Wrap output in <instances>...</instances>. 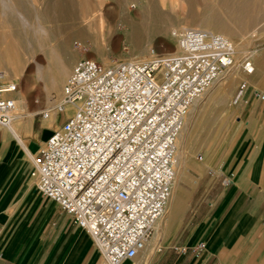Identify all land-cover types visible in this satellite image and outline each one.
I'll list each match as a JSON object with an SVG mask.
<instances>
[{
	"label": "built area",
	"instance_id": "2783aa9c",
	"mask_svg": "<svg viewBox=\"0 0 264 264\" xmlns=\"http://www.w3.org/2000/svg\"><path fill=\"white\" fill-rule=\"evenodd\" d=\"M173 36L174 55L78 59L61 96L40 112L65 120L33 155L30 176L89 234L100 264L133 262L150 241L173 194L178 140L194 103L223 74L254 70L250 53L240 60L236 42L220 32L187 27ZM250 86L240 80L234 104ZM18 90V82L0 80V127L17 137ZM253 95L264 101L263 91Z\"/></svg>",
	"mask_w": 264,
	"mask_h": 264
},
{
	"label": "rangeland",
	"instance_id": "374dc122",
	"mask_svg": "<svg viewBox=\"0 0 264 264\" xmlns=\"http://www.w3.org/2000/svg\"><path fill=\"white\" fill-rule=\"evenodd\" d=\"M17 1L19 4L12 5L10 0H0V33L14 34L15 30L27 28L29 31L30 29L31 31H48L51 34V40L45 48L36 42L35 47L26 49L21 43L19 45L16 42L12 47L14 58L18 62L15 70L13 63L8 60L3 61L4 66L0 65L7 67L10 71V74L4 77V82L19 83V90L15 94L20 102V117L13 124L17 134H22L17 124L26 120L31 121L30 124L36 121V134L38 131L40 135L43 133L38 123L41 120L40 112L61 96L65 80L73 64L80 58L90 57L108 64L127 61L130 57L148 59L154 54L167 56L176 52L178 47L173 30L187 27L209 29L231 37L240 44L239 47L244 54L250 53L256 70L258 68L256 51L258 47L264 46V0H155L158 7L156 13L149 7L152 0H73L74 3L70 2V4L72 3L76 8L77 15L69 19L63 18L59 13V10H62L59 8L62 6H59L58 2L62 0ZM53 3L56 4L54 8ZM147 8L150 13L146 15ZM25 12H28V19L22 16ZM12 15H14L13 19ZM122 16L128 17L130 21H122ZM136 16L141 17L143 27L134 36L131 19H140ZM19 17L22 19H18ZM22 20L28 23L26 27L22 25ZM137 25L140 24L137 23ZM103 27L106 29L107 40L110 43L106 52L99 50L95 40L89 35L67 38L68 33L73 30L99 33ZM114 34L117 35L114 37ZM77 42H81L82 46H78ZM6 50L9 48L0 41V55H5ZM56 67H60L64 72V79L60 82L56 79ZM252 75L249 77L250 84H253ZM242 78L236 79L231 86L232 89L224 90L225 97H230V100L224 104L222 114L215 119L213 125L209 124L210 120L205 123L203 116H216V109H211L208 105L203 112L200 105L192 106L190 111L194 113L189 112L186 122L193 123L199 118L197 128L202 133L210 131L209 142L201 148L194 146L190 151V164L186 169L190 172L191 178L180 182L183 188L182 193L186 196L185 208L170 225L169 213H167L161 220L166 225L165 232L163 230L157 232L155 229L150 241L158 236V239L162 241L161 245L176 240L181 222L188 217L189 213L186 215V210L194 207L195 201L202 196L205 184L208 181L212 182L213 179L229 183L233 179L232 173L249 158V152H242L240 146L244 134L249 130L250 124L246 121L251 119L248 114L242 112V103L236 105L232 101ZM64 118L63 113L60 120ZM47 120L52 121L53 118ZM50 125L54 128L56 123L53 122ZM49 133L50 130L46 129L43 139L39 140L40 146ZM40 146L32 144L30 149L37 152ZM193 178H199L196 185L193 184ZM204 196L201 200H204ZM124 264H130V261Z\"/></svg>",
	"mask_w": 264,
	"mask_h": 264
},
{
	"label": "crops",
	"instance_id": "0c3cea01",
	"mask_svg": "<svg viewBox=\"0 0 264 264\" xmlns=\"http://www.w3.org/2000/svg\"><path fill=\"white\" fill-rule=\"evenodd\" d=\"M256 60L253 84L236 104L242 103V112L251 119L246 121L249 130L240 146L249 158L232 173L229 183L208 181L194 207L186 210L189 214L179 226L177 239L159 246L151 256L143 254L141 264H264V101L253 95L254 89L264 91V46L257 48ZM53 118L49 121L41 116V135L36 134V121L18 123L22 134L17 138L0 127V264L101 262L89 234L40 194L30 176L33 155L65 120H60L61 115ZM46 129L50 133L40 146ZM32 144L40 146L37 152L30 149ZM192 181L196 185L199 178ZM182 191L181 186L182 201L169 223L185 208ZM131 263L137 264L136 260Z\"/></svg>",
	"mask_w": 264,
	"mask_h": 264
},
{
	"label": "bare ground",
	"instance_id": "6f19581e",
	"mask_svg": "<svg viewBox=\"0 0 264 264\" xmlns=\"http://www.w3.org/2000/svg\"><path fill=\"white\" fill-rule=\"evenodd\" d=\"M12 2V5H17L19 4L17 0H10ZM70 2H73V0H62L60 2H58L59 6L61 5L62 7L59 9V13L63 18L69 19V18H75V14H76V8L74 7V5ZM22 3V2H21ZM51 4V3H50ZM72 5V6H71ZM3 6V5H2ZM21 6V5H20ZM52 6V5H51ZM68 6V7H67ZM134 6V5H133ZM15 7V6H14ZM22 7V6H21ZM25 7V6H24ZM53 8L56 7V4L53 3ZM64 7V8H63ZM150 9L152 12L156 13L158 10V7L156 5L155 0H152L150 3ZM3 8V7H2ZM23 8V7H22ZM1 9V8H0ZM27 9V7H26ZM160 9V8H159ZM29 10V8H28ZM149 9L147 8L145 10V14H149L150 12L148 11ZM162 10V9H161ZM2 11V10H1ZM4 12V11H3ZM54 12V11H53ZM152 14V13H151ZM6 15V14H4ZM24 15V17H26V19H28V12H25L22 14V16ZM77 15V14H76ZM154 15V14H153ZM14 15H12V19ZM145 16V15H144ZM152 16V15H151ZM16 17V16H15ZM139 17V16H138ZM136 16V18H138ZM21 17H19L18 19H20ZM140 19H131L132 21V34L137 35L139 33V31L141 30L142 26V20L141 17H139ZM22 19V18H21ZM25 19V20H26ZM122 21H130V19H128V17L126 16H122ZM16 20V19H14ZM73 20V19H72ZM23 21V20H22ZM135 21V22H134ZM137 23H139L140 25H137ZM23 26H27L28 23L26 21H23ZM117 28V27H116ZM115 28V29H116ZM87 29V28H86ZM111 29V27H110ZM176 30V29H174ZM173 30V31H174ZM16 32L13 33H9V34H3L0 33V41L3 43H5L7 45V47L9 48V50L5 51V55H0V65H3V61L4 60H8V62L13 63V69L15 70L16 65L18 64V62L16 61V59L14 58V53H12V47L15 46L14 44L17 42L18 44L21 43V45H23L24 48H33V46L35 45L36 42H38V44H40L41 47H47V43L51 40V34L48 31H30L26 28L24 29H19V30H15ZM70 31V30H69ZM87 31V30H86ZM79 31V30H73L72 32L68 33L67 38H71L74 36H87L89 35L91 38H93L97 44V48L99 50H102V52H106L108 51V47L109 46V41L107 40V32L105 27H103V29L100 30L99 33H88V31ZM117 31V30H116ZM11 32V31H10ZM127 33V32H126ZM67 34V33H66ZM226 34V33H225ZM117 34H114V37ZM140 36V35H139ZM139 36H137L139 38ZM110 37V36H109ZM113 37V38H114ZM231 38V37H230ZM67 39V40H68ZM135 39V38H134ZM143 39V38H141ZM137 40V39H136ZM234 40V39H233ZM138 41V40H137ZM139 41H141L139 39ZM236 42V41H235ZM141 43V42H140ZM100 44V45H99ZM137 44V43H135ZM142 44V43H141ZM20 45V44H19ZM78 46H82L81 42H77ZM237 48L240 52V60H242L245 57L244 52H242V50L240 49V44L237 42L236 43ZM39 46V45H38ZM35 47V46H34ZM37 47V46H36ZM50 52V51H49ZM52 53V52H51ZM55 53V52H54ZM176 52H174L173 54L170 55H174L176 54ZM16 56V55H15ZM140 58V57H138ZM137 59L136 57H130L129 60H135ZM141 59V58H140ZM239 60V61H240ZM254 70L252 73H246L244 72L241 68L235 69L233 71L227 72L225 74H223L221 77H219L215 83L212 85L211 88H209L194 104L195 105H200V107L202 108L201 111L204 112L203 109H206V107L209 105L211 107V109H216L217 110V114L216 116H211V117H204L203 116V120L206 121L210 120L211 122L209 124L214 123L215 119H217L220 114H222L223 112V106L224 104L227 102H229L230 97L226 98L225 94H224V90H227L229 88L232 89V85H234L236 79H238V77H243L242 79L247 80L250 83V79L249 77L255 72L256 66L254 64V62H252ZM1 67L0 66V80L4 81V77L8 76L10 74V71L7 67ZM58 66V65H57ZM239 66V65H238ZM18 67V66H17ZM57 69H55L57 71V81L60 82L64 79V72L62 69H60V67H56ZM28 80V79H26ZM56 81V82H57ZM56 86V85H55ZM226 92V91H225ZM264 92V91H263ZM229 93V92H227ZM17 101H18V118L20 117V113H19V99L17 97ZM198 109V107H197ZM196 109V110H197ZM195 111V110H194ZM192 111H190L191 113ZM194 113V112H192ZM195 116V115H194ZM193 116V117H194ZM191 118V117H190ZM195 118V117H194ZM54 119V118H53ZM192 120V119H191ZM199 120L196 119L195 122L193 123H188L186 122L181 134L179 136V140H178V154H177V167H176V181H175V185H174V189H173V194L172 197L170 199L169 205L167 207V210L164 214L163 217H165V215L167 213L168 214V220L171 221L172 215L174 213V209L175 207L182 201V197H180V191H181V186H180V182L183 180H187L188 176H189V172L187 171V167L190 164V151L192 150V147L194 146H198V147H202L203 145L208 144L209 142V132L208 133H202L198 128H197V121ZM203 123V122H201ZM213 125V124H212ZM210 126V125H209ZM201 127V126H200ZM209 128V127H207ZM211 129V128H210ZM12 132V130H10ZM15 131V130H14ZM13 133V132H12ZM14 135V133H13ZM163 217L159 220V222L156 224L155 229H157L156 231L159 232L161 230L164 231V228L166 227V225H164L161 220L163 219ZM169 222V221H168ZM171 223V222H170ZM169 223V224H170ZM166 230V229H165ZM165 232V231H164ZM157 235V234H156ZM158 237H155L152 241H149L148 244L146 245V247L141 250L138 254V256L135 258V260L137 261V264H141V260H142V255L143 254H149V256H151V254L154 252V250L156 248L159 247V245H161L160 243H162V241L160 239H158ZM148 258V257H147ZM148 260V259H147ZM141 261V262H140Z\"/></svg>",
	"mask_w": 264,
	"mask_h": 264
}]
</instances>
